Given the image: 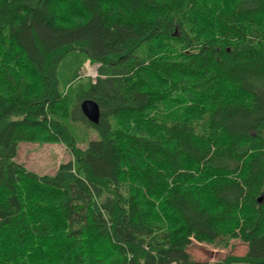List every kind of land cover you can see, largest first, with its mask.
Listing matches in <instances>:
<instances>
[{
	"label": "trees",
	"instance_id": "1",
	"mask_svg": "<svg viewBox=\"0 0 264 264\" xmlns=\"http://www.w3.org/2000/svg\"><path fill=\"white\" fill-rule=\"evenodd\" d=\"M22 143L73 159L41 176ZM136 148L193 167L158 198ZM232 241L247 254L213 264H264V0H0V264H201L193 242Z\"/></svg>",
	"mask_w": 264,
	"mask_h": 264
},
{
	"label": "rangeland",
	"instance_id": "2",
	"mask_svg": "<svg viewBox=\"0 0 264 264\" xmlns=\"http://www.w3.org/2000/svg\"><path fill=\"white\" fill-rule=\"evenodd\" d=\"M99 65H90L87 63L81 70L82 77H91L96 79L98 76ZM73 133L78 140V145L85 148L91 141L99 139L97 133L87 128L82 123L73 124ZM136 154L140 156V164L145 173L152 182V189L156 196L162 197L173 185V176L187 172L188 168L182 166L178 170L172 169L169 162L159 155L153 156L147 150L142 148L135 149ZM69 150L62 144L37 145L33 143H22L19 149L17 162L23 164L28 170L39 175H54L61 164L68 163L72 160ZM194 172H197L195 169ZM248 252V245L241 241H232L228 248L218 247L208 244L193 242L188 248V253L192 259L198 263H218L224 261L229 256L243 257Z\"/></svg>",
	"mask_w": 264,
	"mask_h": 264
},
{
	"label": "water",
	"instance_id": "3",
	"mask_svg": "<svg viewBox=\"0 0 264 264\" xmlns=\"http://www.w3.org/2000/svg\"><path fill=\"white\" fill-rule=\"evenodd\" d=\"M80 108L86 119L92 124H98L100 121V107L93 100H85L81 103ZM261 202V199L259 200Z\"/></svg>",
	"mask_w": 264,
	"mask_h": 264
}]
</instances>
